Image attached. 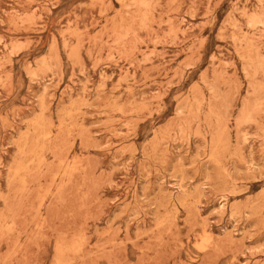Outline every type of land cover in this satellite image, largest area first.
I'll return each mask as SVG.
<instances>
[{"label":"rangeland","instance_id":"obj_1","mask_svg":"<svg viewBox=\"0 0 264 264\" xmlns=\"http://www.w3.org/2000/svg\"><path fill=\"white\" fill-rule=\"evenodd\" d=\"M0 264H264V0H0Z\"/></svg>","mask_w":264,"mask_h":264},{"label":"bare ground","instance_id":"obj_2","mask_svg":"<svg viewBox=\"0 0 264 264\" xmlns=\"http://www.w3.org/2000/svg\"><path fill=\"white\" fill-rule=\"evenodd\" d=\"M36 123V122H34ZM178 188H181V185H178ZM183 190V189H182ZM205 232H208V230L206 229ZM205 235V234H204ZM208 236V235H207ZM202 242V241H201ZM207 242V241H206ZM208 243V242H207Z\"/></svg>","mask_w":264,"mask_h":264}]
</instances>
